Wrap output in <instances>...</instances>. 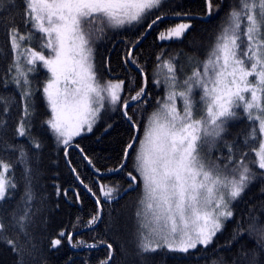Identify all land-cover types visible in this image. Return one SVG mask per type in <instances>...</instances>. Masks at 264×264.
Returning <instances> with one entry per match:
<instances>
[{
    "label": "snow or ice",
    "instance_id": "6c2138e0",
    "mask_svg": "<svg viewBox=\"0 0 264 264\" xmlns=\"http://www.w3.org/2000/svg\"><path fill=\"white\" fill-rule=\"evenodd\" d=\"M0 264H264V0H0Z\"/></svg>",
    "mask_w": 264,
    "mask_h": 264
},
{
    "label": "trees",
    "instance_id": "16d2710c",
    "mask_svg": "<svg viewBox=\"0 0 264 264\" xmlns=\"http://www.w3.org/2000/svg\"><path fill=\"white\" fill-rule=\"evenodd\" d=\"M182 3H184L188 8H190L196 12H199L203 6V0H182ZM197 27H198V30L200 31V33L206 39H208V40L211 39V37H212L211 29L213 28V25H198ZM154 41H155V37L149 36L145 42V48L150 49V47L153 45ZM155 42L159 43V41H155ZM89 145H91L92 147H96L97 151L106 157L111 155L110 151L106 147H100V146H97L95 144H91V142L88 140H85L84 146H89ZM103 163L104 162L102 161L101 166L103 165ZM81 171L83 172V178H85L86 182H89L92 179V177L89 175V172L85 171L83 169V167L81 168ZM51 175L53 176V179L56 182H62L65 185L72 179L69 176L66 168L62 169V171L59 175H57L55 173H52ZM49 183L51 184V181H49ZM83 195L85 196L86 203H88L90 206L91 201L88 198L87 193H83ZM134 200H135V196L133 195V196L128 197L125 201H123V203L128 206L129 212H131L132 203ZM70 213H71V210H69V215H66L64 217L65 221H67L70 218ZM5 259H7V258L5 257Z\"/></svg>",
    "mask_w": 264,
    "mask_h": 264
}]
</instances>
